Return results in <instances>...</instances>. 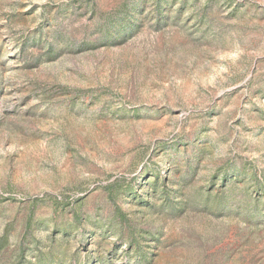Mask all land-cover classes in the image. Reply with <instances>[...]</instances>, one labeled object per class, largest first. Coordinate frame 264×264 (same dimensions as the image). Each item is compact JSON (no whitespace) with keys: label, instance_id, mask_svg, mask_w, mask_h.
<instances>
[{"label":"rangeland","instance_id":"rangeland-1","mask_svg":"<svg viewBox=\"0 0 264 264\" xmlns=\"http://www.w3.org/2000/svg\"><path fill=\"white\" fill-rule=\"evenodd\" d=\"M0 264H264V0H0Z\"/></svg>","mask_w":264,"mask_h":264}]
</instances>
